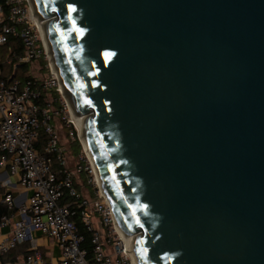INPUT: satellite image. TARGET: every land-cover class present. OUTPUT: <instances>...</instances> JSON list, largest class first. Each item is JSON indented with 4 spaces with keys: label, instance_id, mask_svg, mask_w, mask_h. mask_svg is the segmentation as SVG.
<instances>
[{
    "label": "water",
    "instance_id": "water-1",
    "mask_svg": "<svg viewBox=\"0 0 264 264\" xmlns=\"http://www.w3.org/2000/svg\"><path fill=\"white\" fill-rule=\"evenodd\" d=\"M138 264H264V0H30Z\"/></svg>",
    "mask_w": 264,
    "mask_h": 264
},
{
    "label": "built area",
    "instance_id": "built-area-1",
    "mask_svg": "<svg viewBox=\"0 0 264 264\" xmlns=\"http://www.w3.org/2000/svg\"><path fill=\"white\" fill-rule=\"evenodd\" d=\"M46 24L30 0H0V47L13 39L22 49L21 55L10 50L12 60H0V168L8 167L29 194L26 204L16 210L12 196L4 195L9 214L0 216V230H10L0 242V258L29 243L31 254L23 264H134L133 246L119 228L92 164L91 168L87 166L90 160L81 141L83 128L64 98L45 47ZM39 60L46 62L44 76L16 77L20 68ZM4 64L13 65L9 78L3 76ZM50 91L57 95L58 106L48 95ZM42 95L46 96L43 104ZM54 119L66 135L60 136L55 130ZM40 133L46 135L41 151L36 148ZM70 144L80 147L74 166L69 162ZM82 175L91 193L77 187ZM65 196L70 201L59 205ZM76 217L90 235V260L81 248L84 237L77 231ZM33 233L55 242L56 262L46 261L36 251Z\"/></svg>",
    "mask_w": 264,
    "mask_h": 264
},
{
    "label": "crops",
    "instance_id": "crops-1",
    "mask_svg": "<svg viewBox=\"0 0 264 264\" xmlns=\"http://www.w3.org/2000/svg\"><path fill=\"white\" fill-rule=\"evenodd\" d=\"M10 194L14 201V210L26 204L28 192L25 191L20 183L18 176L11 175L8 167L0 168V208H4L5 213L9 211L3 202L4 195ZM13 210V211H14ZM9 228L0 230V242L9 235ZM36 251L40 253L46 261L56 262L58 259V250L52 239L33 233ZM29 243L16 247L13 251L0 258V264H23L27 256L31 254Z\"/></svg>",
    "mask_w": 264,
    "mask_h": 264
},
{
    "label": "rangeland",
    "instance_id": "rangeland-1",
    "mask_svg": "<svg viewBox=\"0 0 264 264\" xmlns=\"http://www.w3.org/2000/svg\"><path fill=\"white\" fill-rule=\"evenodd\" d=\"M20 45V43L14 41L13 39H10L8 44L6 46L0 47V60L1 61H6L8 58L12 60L11 57V52H17L18 46ZM14 63V60L13 62ZM47 70H46V62L39 60L36 63H32L29 65H25L22 68H20L17 73H16V77L17 78H22L24 76V74H27L29 76H34L36 78H40L42 76H44L46 74ZM13 73V65H7L4 64L3 65V76L4 78H9ZM49 96H52L53 99L56 100V102L54 103L55 106H58V102H57V95L55 94L54 91H50L48 93ZM53 126L55 128V130L59 133L60 136H64L66 135V130L61 126V124L58 122L57 119H54L53 122ZM40 135H42L40 133ZM70 150L72 155H69V162L71 164V166L75 165V159L76 156L80 153V147L78 146V144H70L69 145ZM89 160V159H88ZM87 166L89 168H91V162L87 161ZM78 188L79 190L83 191L85 194H87L88 192L91 193V187L87 184V178L85 177V175L80 176L79 180H78ZM69 201H65L64 197L59 201V205H66L68 204Z\"/></svg>",
    "mask_w": 264,
    "mask_h": 264
},
{
    "label": "bare ground",
    "instance_id": "bare-ground-1",
    "mask_svg": "<svg viewBox=\"0 0 264 264\" xmlns=\"http://www.w3.org/2000/svg\"><path fill=\"white\" fill-rule=\"evenodd\" d=\"M43 34H44V39H45V47H46V50H47V53H48V56L50 57V60H51V47H50V43H49V40H48V37H47V33H46V25L43 27ZM51 65H52V68L53 70L57 73V70H56V66L54 65V62L53 60H51ZM77 118V121L79 123V125L82 126V134H81V141L85 147V151H86V155L87 157L89 158L92 166H93V169L95 171V174H96V177H97V180L99 182V184L101 185L102 187V184H101V181H100V178L97 174V171H96V168L94 166V161H93V156L91 154V151H90V148H89V145H88V141H87V138L85 136V131H84V120H85V117H79V116H76ZM127 238L130 240V243H131V247L133 246L132 245V242H133V239H134V236H127ZM133 248V247H132ZM133 263L134 264H138V260L136 258V255L135 253H133Z\"/></svg>",
    "mask_w": 264,
    "mask_h": 264
},
{
    "label": "trees",
    "instance_id": "trees-1",
    "mask_svg": "<svg viewBox=\"0 0 264 264\" xmlns=\"http://www.w3.org/2000/svg\"><path fill=\"white\" fill-rule=\"evenodd\" d=\"M17 53H18V55L22 54V49H21L20 45L18 46ZM45 98H46V96L42 95L41 104H43V101H44ZM45 142H46V135L42 133V135H40V139H39L38 143H36L37 150L41 151V149L44 146ZM64 200L65 201H70L67 196L64 197ZM4 210H5L4 208H2V209L0 208V215L5 213ZM75 223H76L77 231L79 232V234H81L84 237V242L81 245V248L86 251V258L88 260H90L91 259L90 235L86 232L84 226L81 224V222L78 219V217L75 218Z\"/></svg>",
    "mask_w": 264,
    "mask_h": 264
}]
</instances>
